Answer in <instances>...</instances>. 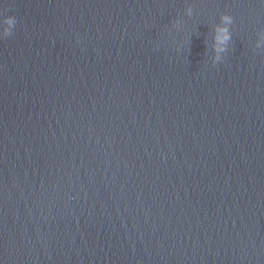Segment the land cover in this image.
Segmentation results:
<instances>
[{
    "label": "clouds",
    "instance_id": "1",
    "mask_svg": "<svg viewBox=\"0 0 264 264\" xmlns=\"http://www.w3.org/2000/svg\"><path fill=\"white\" fill-rule=\"evenodd\" d=\"M8 23H9V25H11V23H12V20L9 18V20H8ZM15 24H16V21H15ZM4 36H9V35H4Z\"/></svg>",
    "mask_w": 264,
    "mask_h": 264
}]
</instances>
